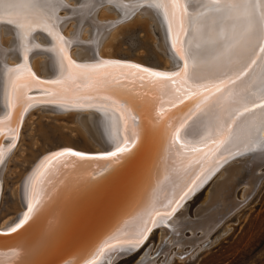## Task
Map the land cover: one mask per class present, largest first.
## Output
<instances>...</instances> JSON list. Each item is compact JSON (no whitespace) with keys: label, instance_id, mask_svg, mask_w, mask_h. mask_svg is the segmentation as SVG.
<instances>
[{"label":"water","instance_id":"obj_1","mask_svg":"<svg viewBox=\"0 0 264 264\" xmlns=\"http://www.w3.org/2000/svg\"><path fill=\"white\" fill-rule=\"evenodd\" d=\"M3 21L7 20L3 19ZM43 27V25L40 26L41 29ZM50 28L63 38L65 42L63 44L64 54L75 64H96L97 67L105 68L109 66L110 62L115 60L141 65L128 59L102 58L97 54H95L96 57L93 61L75 60L69 56L70 44L67 39L54 26ZM35 32L46 33L47 31L38 29ZM32 41L33 49H44L47 52L48 48V52L52 53L50 48L53 41L55 43L56 40L51 35L50 41L47 42L36 41L34 38ZM32 47L28 51L33 50ZM56 56H58L57 62L61 63V53L59 54V51H57ZM63 62L68 64L67 60ZM182 64L183 62L172 64L169 72L180 71ZM22 65L26 67V65ZM141 66L156 69L152 66ZM26 70L32 73L27 67ZM59 76L60 74L58 73L44 77L35 75L40 81L48 82L44 84L47 86L52 84L50 83L51 81H59ZM93 76L95 75L90 77L93 78ZM114 76L117 75L111 77L106 75L100 77V80L96 77V85L91 84L85 90H81L80 85V88L76 89L77 94L73 95L74 93H71L61 98L54 97L51 94L38 95L31 93L32 90H40V87H47L43 84L30 86L27 96L33 98L32 102L28 104L25 108L26 110H23V113L19 114L20 116H16L15 120L17 122L20 123V117L22 115L25 117L26 113L34 106L42 107L40 106L41 104H34L35 101L33 100H41L40 103L44 104H53L58 107L53 109V111L57 112L75 110L79 112L85 110L100 112L101 110H106L100 108V106L106 104L107 106H115L117 111L113 107L109 108L115 112L117 118L122 115L124 104L127 103L133 110L132 114L138 117V129L141 133L140 148L134 160L122 166L117 176L94 192L87 191L88 187L95 183L93 174L99 173L97 169H101L107 161L103 159L80 161L75 157H62L59 162L54 161L53 165L48 167L46 182L43 185V207L37 218L15 233L8 230H0V264H91L93 260L97 262L95 264H98L103 262L106 254L100 258V249L112 237L119 236L135 240L137 234L146 225L151 228L147 237L157 227L163 226L170 229L165 220L170 215H173L180 205L192 197L197 188L199 189L203 186V184L199 185V183L205 175L200 178L199 183L197 182L198 184L195 183L192 190L185 196L184 193L194 179L192 182L189 181L182 192L174 195L171 201H166L170 196V191L168 193L165 192L164 195L160 192L164 184L167 185L166 188L169 186L171 188L175 183L182 181L181 175H176V172H172L175 162L169 159L171 155L167 151L168 140L172 128L177 127L181 116L184 117V114L193 104V98H184L182 99L183 103L180 102L181 100L166 102L164 97L167 98L172 90L165 86L166 79L152 81L133 80L127 83L124 81L125 79L119 77L114 79ZM83 82L86 83V77ZM257 94L259 95V91L255 90V95H247L255 97ZM259 96V99H257L258 103L264 98V91ZM114 100L118 101V103L114 104ZM173 104H175L174 107L172 106ZM258 110L260 109H257L256 112ZM105 112L110 114L108 111ZM161 113L164 119L160 118ZM252 114L248 113L246 116L241 117L237 121V125L241 120ZM129 124L131 125L130 120ZM121 128L120 124L118 129ZM2 129L4 130L1 131L0 141L1 139L4 140V145L6 146V148L3 146L4 149H2L4 161L16 144V134L6 125L0 126V130ZM111 139L114 138L111 137ZM113 142L108 148L100 146L99 148L97 147L98 150L88 151L59 146L51 152H46V154L72 150L89 156L100 155L114 150L115 145ZM224 146L225 144L220 145L218 149L214 150L212 156L206 157L201 161V165H209L213 162L207 172L226 159L247 149L241 146L238 150L221 151ZM218 160L219 163H217ZM190 166L189 164L188 167ZM181 196H184L182 200L180 199ZM176 201H179V203L177 204ZM173 207L175 208L174 212H172ZM25 210L26 208L22 212ZM156 213H160V215H156ZM166 213L171 214L166 215ZM153 221H155V224H153ZM142 244L135 249H132L130 245H125L123 249L126 248V251L131 253Z\"/></svg>","mask_w":264,"mask_h":264},{"label":"bare ground","instance_id":"obj_2","mask_svg":"<svg viewBox=\"0 0 264 264\" xmlns=\"http://www.w3.org/2000/svg\"><path fill=\"white\" fill-rule=\"evenodd\" d=\"M78 1H79V3H77L78 8L76 9V12H72V15H71L72 18H75L77 20L76 32L71 34V37L69 39H67V42L70 44L69 50H70L71 46L74 45V46L81 47L82 51L78 52V53L69 51V56L71 58H73L75 60H81V61H87V60L93 61L94 58L96 57L95 54H97L99 57H102V58L103 57H105V58H118L117 56L106 55L100 49L103 40L106 39L105 38L106 35L109 33L110 29H112L115 26V23L106 21V19H104L102 17H97L95 15V12H96L98 7H100L102 5L110 4V6H113V9H115V11L117 10L118 14L124 15L126 18L131 16L130 14L133 13L134 11H136V12L139 11L138 13L143 12V15L146 14V15H149L150 18H153L154 22H155L154 23L155 26H154V28H152L153 29L152 33L154 35V38L157 39L158 45H159L158 46V53L159 54H156V55H160V56L167 58L171 65L170 66H161V65H159V63L154 64V65H149V64H146L142 61L135 60V59H128V60H131L133 62L139 63V64L144 65V66H152L156 69H149V68H147V69H149L150 71L164 73L167 76H172V74L175 73V71L169 72V70H171L172 64H174V63L176 64L177 62H179V63L182 62L176 56L175 50L172 48V44L176 39L175 33L178 30V26H179V19H178L179 12H177V20L175 22H173L171 19V16H169L168 18H165V16L161 13V10L156 9L155 7H150L147 4H144V0H127V2H125V0H122V1L110 0V2H109V0H78ZM142 4H144V6H142V7L139 6ZM63 5H66V4H64L63 0H56V2L53 5V7L55 9L54 16L56 19V23L53 26L56 29H58L57 25L60 24L59 31L63 28L64 24H62V26H61V23H63V20H61V18H60L61 22H58L60 20H58L56 18L55 14L59 9H61L63 7ZM125 5H127V7H125ZM188 7L193 9V11L195 12V10L200 7L199 0H193L192 3H189ZM3 19L8 20L9 17L3 16L2 20ZM101 19H103V20H101ZM188 26H189L188 22L185 21V27H188ZM49 31H52V29L49 28ZM87 31H89L88 37L85 35H82V33L85 34V33H87ZM217 32L219 33V28L217 29ZM4 33L7 36H4ZM31 33L32 32H30L27 29H16L13 25H10L7 23H0V119L2 117H4V115L9 111L12 112V116L14 119L17 118L20 113H23V110L28 106V104L30 102H32L31 100L33 98H30L29 96H27V94L29 92L30 86H32V85L37 86V83L35 82V80L31 79V75L44 77V76H47L49 74L53 75V73L54 74H56V73L60 74V76L58 78L59 83L50 84L48 86L43 84L44 86H47V87H40L41 88L40 90H32L31 91V93H34V94H38V95L39 94H41V95L51 94L52 96L58 97V98H61L64 95H68L71 93H74L73 95H75V94H77L76 89H79L80 85H81V90L82 89L85 90L86 87H88L89 85H91V84L96 85L97 84L96 83L97 82L96 77H98V79L100 80V77L106 76V75H100V76L95 75V76H93V78L88 77V78H86V83H84L83 79H85V77L77 74L78 72L81 71L80 69L70 70L68 67V64L66 62H63V64L60 62H57L58 56H56V53H57V51H59V49L61 47H63V44H61L60 41L56 40V38H55L57 35L56 33L53 32V35H52V36H54V38L56 40L55 43L53 41L51 48H50L52 50V53L48 52V48H47V52L44 49L43 50L33 49L32 44H31L33 42L32 41L33 38L36 39V41L37 40H41L43 42L50 41L51 36L48 35V32H46L47 34L41 33V32L40 33L34 32L32 34ZM81 35L86 39V41L80 40V37H82ZM181 39L185 40L186 42L190 40L191 45L194 49L196 48L197 45L202 44V41L199 39V37L194 36V35L191 37H183L182 36ZM82 40H84V39H82ZM225 42H229L228 39H225ZM31 47L33 50L28 51ZM59 54H60V51H59ZM40 55L45 56V58L43 57L44 58L43 63H39L38 60H36V61L32 60V59H34V56L37 57ZM25 56H27L26 60L24 59ZM161 58L159 60H161ZM250 58L257 60V65L254 66L253 71L250 72L249 75L247 77H245L243 81H238L236 85H232L230 87L234 88V89L246 88L247 89V92L245 93L246 95L247 94L255 95V90H257V91H259V95H261V94H263V91L261 88L260 81H261V69H264V54H260L258 52L253 53L249 50L242 58L241 57H233L232 62L229 65V67L231 68L232 73L234 74L235 72L240 71L244 67V65L249 61ZM40 59H42V58H40ZM40 59H39V61H40ZM118 59H120V58H118ZM22 64L26 65L27 69H29L32 73L27 72L26 67H23ZM35 64H36V66H35ZM61 64H62V66L60 68ZM78 65H82V64H78ZM130 65H138V64H131V63H127V62H118V61L113 60L112 62H110L109 66H107L105 68L97 67V71L99 73H102V74H107V76H109V77H111L113 75H117L114 77H119L121 79H125L124 81L127 83L130 81H133V80H135V81H152V80L161 79V78H156V77H149V76H147V74L140 73L137 71V69L131 68ZM141 65H138V66L143 67ZM88 66H96V64H92V65H88ZM143 68H145V67H143ZM10 69L11 70L20 69V71L23 74L21 76V79L18 81V83L28 85L27 88H21V90H20V99L24 101V107L23 108L17 107V100L15 98H13V100H12V108L9 109L7 107L9 92H10L9 81H10V78L14 79L16 76L15 72H9ZM215 72H216V65L215 64L206 63L204 65L203 70H202V74L209 78L208 85H207L208 87H211L212 83L218 82V80L216 79V76H215ZM132 73H136V75H133ZM141 75L144 76L143 80L140 79ZM221 78H223V77H221ZM172 79L175 80L176 82L172 83L166 79L165 86H168L170 89H172L171 93H169L168 97L167 96H166L167 98L164 97L166 102L173 101V100L174 101L182 100L185 98V96L192 97L193 100L195 101L197 99V97L195 95H193V93L196 91H200V92L204 91L203 87H201L200 85L192 84L190 81L188 83H184V81H182L180 78L175 77V76H172ZM45 89H48V90L46 91ZM56 89H62V90L57 92ZM177 89H179L180 91H177ZM228 91H229V89H224L222 92L217 93L215 96H212L209 100L205 101L204 104L201 105V108L207 110V107L209 105H214L216 107H219V105H221V104L226 105L227 104L226 97L228 96ZM259 95L257 94V96H255V97L248 96L249 102H252V101L257 102L258 101L257 99H259V97H260ZM33 101H35L34 104H41L42 106H45V107L52 109V110L58 108L57 106H55L53 104L40 103L41 100H39V101L33 100ZM109 107H113L117 111L115 106H107L106 104H103L102 106H100V108L106 109L105 111L110 112V114L109 113L107 114L103 110H101L100 112L89 111V116L93 113L96 115L97 118L95 116H93V117H86V116L80 117V115H81L80 113L83 111H80V112L77 110L74 111V113L77 114V118H78L80 124L84 127L86 132L91 136V139L97 144L96 149L94 148L93 150H98V148L100 146L108 148L111 145L112 141H114L113 144L116 145L117 140L119 138H121L123 135H129L131 133V125L129 124V121H128V124H129L128 129L124 130L120 119L116 117L115 112L111 111V108H109ZM85 111H87V110H85ZM192 112H196L197 115L195 117H193L192 120L189 121V127L186 129H181V132H180L181 137H183L182 143L185 145L184 149H181L180 144L175 142L174 133L172 131H170V133H169L167 151L171 155V156H169V159H172L175 162L172 172H176L177 173L176 175H181L182 181L175 183L173 185V187H171V188H170V186L168 188H166V186H167L166 184H164L162 186L160 192H162L163 195L165 192L168 193L170 191V196L167 198V200L165 199L166 201H171L172 198H174V195H177L178 193L182 192L187 187V184L189 183V181L192 182V180L194 179V182L196 184H198L199 183L198 181L200 180V178L203 175H205L206 181H204V179H205V177H204L202 179V181L199 183V185H202L203 183L205 184L211 178V176L213 175V172L214 173L217 172V170H215V169L217 168L218 165L215 166L216 168L214 167L215 169L212 168L211 171L207 172L208 169L210 168V164H212L213 162L210 163L209 165H205V164L201 165L202 164L201 162L200 163H194L193 162L190 164L191 166L188 167L189 166V158L192 156L199 155V153H193L191 151V148L198 147V148H202L204 151H208L207 148H204V143H208L209 148H211L214 152V150L217 147H216V145L212 144L211 141L213 139L219 138L214 134V128H213L214 118L211 116H203V114L201 112H199V110L196 109V106L194 103L191 105L189 110L184 114L185 116L184 117L181 116L180 122L177 124V127H174V128H178L180 123H182L185 119H187L188 116L191 115ZM103 113H106L107 115L103 114ZM23 118L24 117L22 115L20 117L21 120L19 123L20 127L18 130V134L15 135L16 140L18 139L17 137H18L19 131L21 129V124H22ZM261 119H264V115H262V110H258L257 112L253 113L252 115H250L246 119L241 120L240 123H243V124L241 125V127H240V125H238V127L236 128V129H238L236 131V137L233 138V140L231 142L226 143L225 146L222 147L221 151H224V150H226V148H225L226 146H229L230 144L235 142V144H232V147L238 146V148H235V149L238 150L241 146L244 147V149L247 148V149H245L246 151L239 152V154H244V152H249L250 155H249L248 159L245 160V162L248 161V163L252 162V160L249 162L250 157H253V156L258 157V159H256V161H254V163L252 162V165L249 164L247 166L248 169L246 167L244 168V165L239 167L242 169L241 171H244V172L249 171V173H250L251 170H249V169H252V168L254 169V167L258 168L264 164V158H261L262 153L264 155V135H260L259 133L249 135V128L253 125L259 126V122L261 121ZM9 123H10V121H5V125H8ZM120 124H121L122 128L118 129V126ZM102 125H104V127L101 129ZM3 130L4 129L0 130V137L2 135L1 131H3ZM5 131H8V130H5ZM185 131H188V133H189L187 136L184 135ZM96 132L100 133V136L99 135L96 136V134H95ZM111 137L114 139H111ZM205 137L207 138V140L203 139ZM2 138H3V136H2ZM3 141L4 140H2V139L0 141V153H2V151H3L2 149H4L3 146H5L3 144ZM65 147H71V146H65ZM5 148H6V146H5ZM71 148H74V147H71ZM74 149L81 150L78 148H74ZM53 150H55V149H53ZM53 150H49V151L51 152ZM62 151H68V150H62ZM81 151H84V150H81ZM58 152H61V151H58ZM58 152H53L50 154L47 153L33 167L32 173H30V175L28 177H26L21 182L18 194L20 197L19 198V202H20L19 204H20V206H22L23 210L26 208V204H27V195H28V191H29V181L32 179V177L36 173L37 169L38 170L41 169V166L45 163L46 159L49 156L55 155ZM256 152H257V154H256ZM100 155H102V154H100ZM100 155H94L93 157L100 156ZM210 156H212V154ZM230 158H233V156ZM230 158L226 159L224 162L228 161ZM53 163H54V161H53ZM184 167H186V168H184ZM235 168L237 169L238 172L240 171L238 167H235ZM97 170L100 172V170L101 171L103 170V167H101V169H97ZM197 177H199V179H197ZM207 177H209V179ZM195 183H192L186 192L189 193L190 190H192V187L195 186ZM239 184H240V181H238L236 183V185H239ZM196 191H198V189ZM225 201H226V199L224 200V202ZM182 205H180L179 208L180 207L182 208ZM217 206H220V205L218 204ZM217 208H219V207H217ZM231 209H233V208H231ZM231 211H224V213H222V214L220 212L219 214L216 215V217L214 214L213 218L209 214L208 216H211V217L207 218L205 220V222H202V223H204V225L202 224L203 226L200 225L201 224L200 221H199L200 224H198V225H194L192 223V225H194V226L191 225V230H197V228H199V229L204 230L205 235H207L218 224V222H219L218 218L222 217V216H226L227 214L228 215L231 214L232 213ZM24 212H21L13 222H7L5 224L0 225V230H8L9 231L10 226H15V223L17 222L18 218L21 217ZM171 216L172 215H170L169 217H171ZM219 219H221V218H219ZM175 220H176V222L178 221V219H174L173 221H175ZM165 222L167 224H170V223H168V220ZM179 222H181V221H179ZM176 224L179 225V223H176ZM174 226H172V229L175 230L176 225L174 224ZM179 226L181 227V225H179ZM182 228L183 227H181V229ZM188 229H189V227H188ZM183 230H184V228H183ZM177 232H179V231H177ZM177 232L176 231H174V233L172 232L173 236H174V234L176 235ZM177 236L175 238H177ZM172 238H174V237H172ZM129 253L130 252L126 251V248L123 250L106 249L103 252V254H100V258H102L103 255L105 254L104 255L105 258L103 259V262H99L98 264H111L113 261H116V259L125 257L126 255H129ZM148 260L149 261H147V260L141 261L140 264H151L153 262L150 259H148ZM95 263H97V262H95Z\"/></svg>","mask_w":264,"mask_h":264},{"label":"rangeland","instance_id":"obj_3","mask_svg":"<svg viewBox=\"0 0 264 264\" xmlns=\"http://www.w3.org/2000/svg\"><path fill=\"white\" fill-rule=\"evenodd\" d=\"M63 2L66 5H63L55 15L58 20L60 18L63 20L61 26L64 24L60 31V24L57 25L58 31L65 39H69L71 34L76 32L77 20L71 15L72 12H76L79 1ZM138 12L134 11L126 18L118 14L110 4L97 8L95 12L97 17L115 23L103 40L101 51L106 55L135 59L149 65L158 63L161 66L171 65L167 58L156 55L159 54V45L152 33L154 19L149 15H143V12ZM82 35L88 37L89 31ZM4 36L7 35L4 33ZM80 40L86 41L83 36ZM69 51L78 53L82 48L73 45ZM35 56L33 61L44 62L45 56ZM80 114L82 115L80 117H96L93 113L89 116V111ZM242 124L238 125L241 127ZM103 127L104 125L101 129ZM95 134L100 136L98 132ZM17 138L15 146L0 167V225L13 222L23 211L18 194L21 182L32 173L33 167L46 152L59 146H71L88 151L97 145L80 124L74 111L57 112L45 106L31 108L26 113ZM232 144L226 146L224 151L238 148L232 147ZM248 153H238L215 167L217 172H213L210 179L207 177L209 180L203 183L201 188H197L198 191L182 205V208L177 209L167 219L170 224H166L170 229L163 226L153 229L136 251L116 259L111 264H140L141 261H149L148 259L153 261L151 264H264V164L249 169L250 173L241 171L239 167L244 165V168H247L258 159L253 156L249 159V162L252 160L251 163L245 162L250 155ZM40 154L42 155L36 160ZM261 158H264L263 153ZM235 167L240 171L238 172ZM238 181L240 184L236 185ZM218 204L220 206H217ZM224 211L232 213L219 217L221 219L218 218V224L207 235L199 228L191 230L192 223L198 225L201 222L200 225H204L202 222L207 218L211 216L213 218L214 214L216 217ZM209 214L211 216H208ZM174 219L178 221H173ZM172 222L177 230L172 229L174 226ZM174 231L179 232L173 236Z\"/></svg>","mask_w":264,"mask_h":264},{"label":"snow or ice","instance_id":"obj_4","mask_svg":"<svg viewBox=\"0 0 264 264\" xmlns=\"http://www.w3.org/2000/svg\"><path fill=\"white\" fill-rule=\"evenodd\" d=\"M55 2L56 0H0V23H7L13 25L16 29H27L31 32L38 29L47 31L48 35L51 36L53 32L49 31V28L56 23L53 7ZM192 2L193 0H144V4L161 10L165 18L171 16L173 22L177 20V12H179V26L175 33L176 39L172 44V48L183 64L181 70L173 73L172 76L180 78L184 83L190 81L192 84L203 87V92L196 91L193 93L197 97L193 103L203 116L214 118V134L219 138L213 139L211 142L218 149L220 145L231 142L236 136L237 121L241 117L246 116L248 113H255L257 109L262 110V115H264V98L259 103L249 102L248 95L245 94L247 92L246 88L234 89L230 87L236 85L238 81H243L253 71L254 66L257 65V60L250 58L244 67L234 74L229 67L233 57L242 58L249 50L253 53L264 54V0H199L200 7L195 12L188 7L189 3ZM144 4L139 6L142 7ZM3 16H8L9 19L3 21ZM185 21L188 22V27H185ZM41 25L44 26L43 29L40 28ZM218 28L219 33L217 32ZM193 35L199 37L202 41V44L197 45L195 49L192 47L190 40L186 42L181 39L182 36L191 37ZM55 38L61 44L65 43L58 34ZM225 39H228L229 42H225ZM59 51L61 53V63L67 60L70 70L80 69L78 75L86 78L92 75H107L99 73L97 66L75 64L64 54L63 47ZM24 59L26 60L27 56ZM206 63L216 65L215 76L218 82L212 83L211 87L207 86L209 78L202 74ZM130 67L137 69L140 73L147 74L149 77L167 79L172 83L176 82L172 79V76H167L164 73L150 71L138 65H130ZM9 72H15L16 76L14 79L10 78L9 81L10 92L7 107L12 108V100L15 98L17 107L23 108L24 101L20 99V90L21 88H27L28 85L18 83L23 74L20 69H10ZM132 74L136 75V73ZM31 79L35 80L38 85L48 83L40 81L34 75H31ZM140 79L143 80L144 76L141 75ZM50 83L57 84L59 81H51ZM260 83L262 91H264V69H261ZM224 89H229L226 105L221 104L219 107L209 105L207 110L201 108L205 101ZM61 90L56 89L57 92ZM177 91L180 90L177 89ZM186 98L188 97L185 96ZM180 102L183 103V100ZM113 103L116 104L118 101L114 100ZM172 106L174 107L175 104ZM132 111V108L125 103L119 119L125 130L129 127L128 121H131V133L119 138L114 150L96 157L72 150L61 151L49 156L41 169L29 181L26 211L18 218L15 226H10L9 231L15 233L37 218L43 207L42 193H44L43 185L46 182L48 167L53 165V161L59 162L62 157H75L80 161L90 159L107 161L102 171L93 174L95 183L90 185L87 191L94 192L117 176L122 166L134 160L140 148L141 133L138 129V117L132 114ZM196 115V112H192L187 119L180 123L178 128H172L175 142L180 144L181 149L185 148L182 143L183 137L180 135L181 129L188 128L189 121ZM160 118L164 119L162 113ZM5 121H10L6 126L10 127L13 133L18 134L19 122L13 118L11 111L7 112L3 119H0V126H5ZM165 122L167 123V121ZM255 133L264 135V119H261L259 126L253 125L249 128V135ZM188 134V131H185L184 135L187 136ZM203 139L207 140L206 137ZM204 148H207L208 151L198 147L191 148L193 153H199V155L190 157L189 164L193 162L200 163L204 158L213 154V150L209 148L208 143H204ZM3 162V154L0 153V164H3ZM217 163H219V160ZM193 183L195 182L193 181ZM187 194L188 192L184 193V195ZM183 198L184 196L180 197L181 200ZM176 203L178 204L179 201H176ZM174 211L175 208H172V212ZM170 214L166 213V215ZM156 215H160V213H156ZM153 224H155V221H153ZM150 231L151 228L146 225L137 234L135 240L119 236L112 237L105 242L104 247L100 249V253L103 254L106 249L123 250L125 245H130L132 249H135L147 239V234ZM91 264H95V260Z\"/></svg>","mask_w":264,"mask_h":264}]
</instances>
